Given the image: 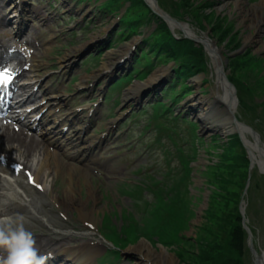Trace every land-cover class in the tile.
<instances>
[{"label":"rangeland","instance_id":"rangeland-1","mask_svg":"<svg viewBox=\"0 0 264 264\" xmlns=\"http://www.w3.org/2000/svg\"><path fill=\"white\" fill-rule=\"evenodd\" d=\"M261 1L262 0H260L259 2H261ZM104 2H106V1H104ZM159 2L164 8L171 11V9L169 7L170 0H159ZM190 2H192L191 4H193L195 2H197L199 4L201 1L200 0H182V3H190ZM250 2L251 3L252 2L259 3V2H256V0H250ZM241 3L242 4H240V6L242 5L241 6L242 8L236 9L234 6H232L234 8H232L231 11H228V13L218 12V11H213L212 13L206 12L205 9L209 8V5H207V4L201 5V3H200L201 6L197 5L198 7L197 8L195 7L196 10L194 12L200 18L201 25L203 27H205L206 30H208V31L210 28L212 30V33L215 36H217V37L220 36L219 38H224L228 34L234 32L233 21H229L227 16L229 14H232V16H235V17L237 16L236 18L238 20H236L235 23H239L238 26H240V27H238V30L241 31L242 37H240V40L235 43V47L239 46L240 44L241 45L238 48L234 49L235 50L234 52H238V51L242 50L241 47L243 46L244 42L247 39H249V35L254 31V27H255V25H252V22L249 21V19L253 17L252 5L254 3L249 5V6L247 5L246 0H242ZM231 5H232V3H231ZM80 6H83L82 2L78 4V7H80ZM213 6H214V4H213ZM174 8L176 9V6H174ZM214 8H216V7L214 6ZM248 9L250 11H248V13H247L246 10H248ZM55 11L56 10H54V12ZM241 13H243L244 15ZM250 13H251V15H250ZM59 17H60V15H55L54 19L56 21H59V19H58ZM235 17H233V18H235ZM81 21H80V17L78 15H76V20H74V23L72 24L73 25L72 28H78V26H79L78 23ZM249 26H251L252 28ZM61 28H62V26H61ZM98 28H99V26H98ZM263 31L264 30L260 31L258 37L255 38L253 44L250 47H248L246 50L241 52L240 56H243V55H246V56L234 59L230 63H228V69L230 71V75L235 80L241 79V80H245L247 82L245 89H243L240 85V81H238L239 86L242 88V92H240V97L242 98V101L247 105L248 109L249 108L254 109L253 112L250 110L246 111L243 109L242 113L244 114V116L247 119H250V118L252 119L253 113H257V114L261 115V112L262 111L264 112V41H263L264 37H262V42H261V33H264ZM139 34L140 33L138 32L137 35H139ZM257 34L258 33H255V34L253 33V36L256 37ZM91 35L92 34H87L84 38H81L80 40L83 42L82 44H84L86 42V40L88 41L90 39ZM211 36H213V35L211 34ZM117 42H119L121 44L122 42H124V40L122 38H120ZM117 42H114V45H116ZM225 43H228V40H226ZM232 43H233V40L230 42V44H232ZM232 47L233 46L228 47V48L232 49ZM189 50H190V52L188 53L187 57L191 61L194 59H200L199 55L192 49V47L189 46ZM112 53H113V55L116 54L115 52H112ZM259 53L262 55V57L252 56V55H258ZM102 56H103V54L100 56V60H101ZM259 58H260V64H259ZM92 60H93V58L90 59V61H92ZM100 60H99V62H100ZM158 66H160V65H158ZM194 74L195 73L190 75V77L193 76ZM207 86L214 87L213 81L211 80V82H209V84ZM114 94H115V86H113L110 89V91L107 95L106 101L109 100L111 96L113 98ZM253 96H256V103L252 102ZM145 108L142 111H140L139 113L133 114L132 118L128 120V123H130V121L133 119L141 118L144 115ZM142 122H144V123L149 122L148 116H143ZM263 131H264V122H263ZM155 134H156V130L153 129V127H151V129H149L147 135L148 136H154ZM163 134H164V137H163L162 141L165 143L164 145L156 144L155 142H153L151 144V147H153V150H154V160L151 162V167L162 166L165 163L164 155H163V149H164V147H169L170 141L167 139L168 135L164 132H163ZM202 137H204L205 140L209 141L208 136L207 137L202 136ZM147 150L142 155L143 159H142L141 163H147L150 159L148 154H146ZM201 151H203V150L201 149ZM206 158L208 160H210V157L208 155L206 156ZM133 163H136V161H134ZM206 165H208V164H206ZM198 167H200L201 170H206V168H207V167H204L203 165L198 166ZM146 170L147 169L145 168L141 173L136 172V175L132 174L130 177L131 178L130 182L134 183L138 179L141 182L145 183L146 186H150L152 184V182L160 181L159 179L146 176L145 175ZM200 173H199V175H200ZM203 174H206V172ZM75 178L77 179V177H75ZM200 178H202V177H200ZM198 182H199V178H198ZM73 183H74V186L76 189L75 193H72V192L68 193V191L66 189V190H64V192L61 193V195L58 193H56V194L59 196L58 197L59 201H60V199H62L65 202L69 199V197H71V200L74 201L75 205L70 204L67 206H63L62 205L63 202H62L61 205L63 207H59L60 209L63 208V211H65V212H70L72 210H74L76 212H81V211L77 210L76 208H74V207L80 206L79 207L80 210L86 211V210L91 209L92 211H94L93 215H95L96 218L99 219V221H101V218L104 217V219L106 220V226H108V227L112 226L113 221H114V223L121 225V219H118L117 217H115L113 215V214H118L117 210L119 212H122L119 210L121 208L113 207V202L112 203L107 202L104 198H102L97 193H93L92 195H87L86 190H84L83 195H81L80 189H79L81 187L74 182V179H73ZM207 184L208 183L205 182L206 186L205 187L201 186V188L199 190V194L197 195V197L193 198V200L190 203L188 210H185L182 212V217H186V215H188V217L185 219H181L180 222L175 225L176 230H178L179 228L182 227V229H184L185 235H189L188 231L186 230L187 228L185 225L187 224L188 220L190 219V216L195 213V209L197 211V215L192 220L193 227H196L202 219L206 220L207 218L205 215L207 213H210L211 211H214L215 209L221 210V216L222 217H226V216L229 217L230 215H228V214L232 210H234L237 202L239 201V198L237 197V195H235V192L239 193L240 189L236 186H234V187L230 186L229 188H227L225 190L219 191V193L221 195H219L220 198L217 199V203L213 204L211 201H209L207 204L208 190L211 187L209 184L208 185ZM218 190H217V192H218ZM144 194H145L146 198L151 197V194L148 191H145ZM91 198L92 199L95 198V200H97V201L93 202L94 200L91 201L92 200ZM99 200H100V202H99ZM114 200L116 201V198ZM94 203H96V206L94 205ZM181 203H184V201H182ZM248 207H249V210H251V213L249 216L251 224L255 225L258 228L257 244L261 247H264V188H262L261 190L256 192L254 197L252 195L251 199L250 198L248 199ZM44 208L47 210L51 209V207L48 203H45ZM214 214H216V213L214 212ZM43 216L45 218V223H49V222L56 221V219L58 217V213H57V211L52 209L50 212L47 211L46 213H43ZM229 219L234 220V218L232 216H230ZM32 222L35 224L39 223V221L37 219H32ZM208 223H211V225H212L211 220H208ZM24 225H26V224H24ZM223 225H224V223L221 220V225L219 227H216L218 230L217 234L222 232L221 230L223 229ZM128 227L129 226H125V228H128ZM132 227L135 229L134 225H132ZM96 235L99 236V234H96ZM194 237H195V234H194ZM102 241H104V239H102ZM155 248H158V247H155ZM165 249L175 257V254L172 251H170L167 248H165ZM263 251H264V249H263ZM175 258L178 260V264H179V259L177 257H175Z\"/></svg>","mask_w":264,"mask_h":264},{"label":"trees","instance_id":"trees-1","mask_svg":"<svg viewBox=\"0 0 264 264\" xmlns=\"http://www.w3.org/2000/svg\"><path fill=\"white\" fill-rule=\"evenodd\" d=\"M249 162L243 152L237 150L235 141H232L225 153L221 156V164L217 171L211 170V181L218 187L216 196L211 200L213 204L220 198L219 191L231 187H238L240 192H235L238 198L245 187L248 176ZM214 212L216 214H214ZM228 215L222 217L221 210L215 209L207 213L204 220L198 227L196 241L189 240V247H182L177 250L180 259L186 264H245V238L246 233L241 227V218L237 212V204ZM208 220L212 221L208 223ZM224 223L223 229L218 233L216 227ZM176 229L166 235L165 242L172 243L176 240ZM232 247V248H231Z\"/></svg>","mask_w":264,"mask_h":264},{"label":"bare ground","instance_id":"bare-ground-1","mask_svg":"<svg viewBox=\"0 0 264 264\" xmlns=\"http://www.w3.org/2000/svg\"><path fill=\"white\" fill-rule=\"evenodd\" d=\"M234 2H235V4H236L237 7L240 6V4H242L241 3L242 0H235ZM116 3H117V6L119 7V9L122 10V11H127L126 5L132 6L130 0H122V1L121 0H116ZM157 4L158 3H157L156 0H148L146 2V4H145L144 11L153 10L154 8L155 9H158ZM65 7H66V10H69V9H67V8H69V5H66ZM248 11H250V10L249 9L246 10L247 13H248ZM241 14H243V13H241ZM252 14H253V17L250 18L249 21L252 22V25H255L254 31L249 35V39H247L244 42L243 46L241 47L242 50H240L238 52H234L235 50H233V51L232 50H229V57L230 58H234L236 56L238 57V55L240 56V54H241L242 51H244L248 47H250L253 44L255 38L258 37V35H259L260 31L262 30V28L264 27V0H262L259 3H254L252 5ZM250 15H251V13H250ZM133 18H134L135 22H138V21L141 20V19H139V18H137L135 16ZM174 21H175V19H171V21H170V24H172V26H174V24H175ZM117 22H118V25H122L123 24V20L122 19H119ZM152 23L153 22H144V26L147 27V26H149ZM260 24H262V26ZM179 25L182 27V29L185 32H187V34L190 37L198 38V35L194 32V30L191 28V25L188 22H181ZM125 28L127 30H130L131 32H134L135 33V30H136L135 25H127ZM255 30H258V34H257L256 37L255 36H252V34L255 32ZM138 32L140 33V31H138ZM139 35H137V36H139ZM202 38H206V36H202ZM105 40H106V38L103 39V41H105ZM208 42H209V44H210V46L212 48H215L211 40H208ZM214 43H215V41H214ZM215 45H216V43H215ZM136 49H137V44L136 43H134V42L133 43L128 42L126 44V46H125V49H124V52L125 53L124 54L126 56H129V55L133 54V52ZM123 56L124 55L121 54L119 57H123ZM222 66L223 65L221 64V62H216L215 63V67L218 70V80H217V87L215 88L214 91H215L216 96L218 98H220L227 105V104H230L232 102V96H231L230 91H233L234 94H235V87H229L230 84L228 85V82L222 76V71H223ZM111 73H112V70L109 69L108 70V74H111ZM238 87H240V86H238ZM233 105H234V103H232V106ZM200 116L201 117H204L205 114H202ZM222 119H223V117H220L219 118V120H222ZM220 129H223V126H221ZM260 145L261 144H259V142L258 143L257 142H255V143H249L250 149L252 150V154H253V157H254L253 158V163L254 164H257L258 166H260V168H261L260 170L261 171L263 170L262 172L264 173V159H261L260 153H259L261 151V150H259V148L261 149ZM1 153L6 154V157L11 158L12 160H17L16 155H14L12 153H7L6 150L1 151L0 154ZM38 165L40 166V168L43 166L40 163H38ZM34 173L36 175V180L39 182L38 178H39L40 172H39L38 168H37V170H35ZM49 173L50 172H48V171L45 172L46 175H48ZM71 180L73 181V178L72 177H71ZM85 182H86L87 186L90 185V181L89 180L85 179ZM43 183L45 184V182H43ZM67 191H68V193L73 192L69 188H68ZM69 199L67 201L63 202L62 205L63 206H67V205H70V204L71 205L74 204V201L71 200V197H69ZM75 208H77V207H75ZM140 248L142 249V251H145L146 252V256L145 257L149 261L150 264H178V260L172 254H170L164 247L155 248V247L151 246L150 244H148L147 242H141ZM89 260H90V258H86V259H84V262L86 263ZM138 264H145V263L138 262ZM260 264H264V251L262 252Z\"/></svg>","mask_w":264,"mask_h":264},{"label":"clouds","instance_id":"clouds-1","mask_svg":"<svg viewBox=\"0 0 264 264\" xmlns=\"http://www.w3.org/2000/svg\"><path fill=\"white\" fill-rule=\"evenodd\" d=\"M33 234L24 227V218L0 220V264H47L52 253L41 255Z\"/></svg>","mask_w":264,"mask_h":264},{"label":"snow or ice","instance_id":"snow-or-ice-1","mask_svg":"<svg viewBox=\"0 0 264 264\" xmlns=\"http://www.w3.org/2000/svg\"><path fill=\"white\" fill-rule=\"evenodd\" d=\"M11 75L7 71V69H4L3 71H0V84H6L10 81Z\"/></svg>","mask_w":264,"mask_h":264},{"label":"water","instance_id":"water-1","mask_svg":"<svg viewBox=\"0 0 264 264\" xmlns=\"http://www.w3.org/2000/svg\"><path fill=\"white\" fill-rule=\"evenodd\" d=\"M251 247H252V245H251ZM252 250L255 252V250L252 248Z\"/></svg>","mask_w":264,"mask_h":264}]
</instances>
